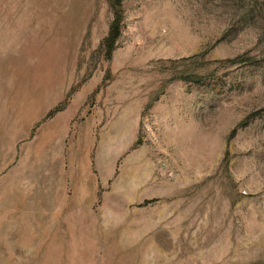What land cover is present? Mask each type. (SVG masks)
Here are the masks:
<instances>
[{
	"label": "rangeland",
	"instance_id": "rangeland-1",
	"mask_svg": "<svg viewBox=\"0 0 264 264\" xmlns=\"http://www.w3.org/2000/svg\"><path fill=\"white\" fill-rule=\"evenodd\" d=\"M118 10L0 0V264H264V0Z\"/></svg>",
	"mask_w": 264,
	"mask_h": 264
},
{
	"label": "trees",
	"instance_id": "trees-1",
	"mask_svg": "<svg viewBox=\"0 0 264 264\" xmlns=\"http://www.w3.org/2000/svg\"><path fill=\"white\" fill-rule=\"evenodd\" d=\"M122 0H110V3L112 4L113 8H114V12H113V21L109 27V32H108V36L104 39L103 41V47L105 49V52L109 55L111 54V52L114 49V44L117 40V38L120 35V12H119V8H120V4H121ZM235 133V131H233L231 133V135H233ZM153 200H144L143 203H148L151 202Z\"/></svg>",
	"mask_w": 264,
	"mask_h": 264
}]
</instances>
